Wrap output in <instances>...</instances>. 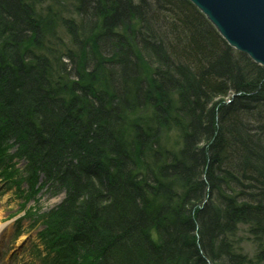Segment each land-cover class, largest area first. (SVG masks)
Returning a JSON list of instances; mask_svg holds the SVG:
<instances>
[{"label": "trees", "instance_id": "trees-1", "mask_svg": "<svg viewBox=\"0 0 264 264\" xmlns=\"http://www.w3.org/2000/svg\"><path fill=\"white\" fill-rule=\"evenodd\" d=\"M58 3L0 0V156L65 194L45 261L264 264V67L189 0Z\"/></svg>", "mask_w": 264, "mask_h": 264}, {"label": "rangeland", "instance_id": "rangeland-1", "mask_svg": "<svg viewBox=\"0 0 264 264\" xmlns=\"http://www.w3.org/2000/svg\"><path fill=\"white\" fill-rule=\"evenodd\" d=\"M58 1L59 11H69L74 4V0ZM2 146L7 148V151L0 156V264H50L45 261L47 255L49 256L46 250L48 245L40 237L45 228L37 217L61 204L65 194L54 195L53 190L46 186L36 198L29 199L27 194L29 186L22 180L27 161L15 157L16 148L12 141ZM10 157H13L12 160ZM7 167H11L9 172L13 173L12 177H6ZM42 181L40 180V184ZM245 230L246 227H240L239 237L243 238L241 247L244 254L253 258L256 247L252 240H246L249 236L245 234ZM75 261L81 263L79 259Z\"/></svg>", "mask_w": 264, "mask_h": 264}, {"label": "water", "instance_id": "water-1", "mask_svg": "<svg viewBox=\"0 0 264 264\" xmlns=\"http://www.w3.org/2000/svg\"><path fill=\"white\" fill-rule=\"evenodd\" d=\"M240 52L264 67V0H189Z\"/></svg>", "mask_w": 264, "mask_h": 264}, {"label": "bare ground", "instance_id": "bare-ground-1", "mask_svg": "<svg viewBox=\"0 0 264 264\" xmlns=\"http://www.w3.org/2000/svg\"><path fill=\"white\" fill-rule=\"evenodd\" d=\"M191 2V1H190ZM192 3V2H191ZM193 4V3H192ZM200 10V9H199ZM201 11V10H200ZM201 13H203L202 11H201ZM204 14V13H203ZM205 15V14H204ZM206 16V15H205ZM207 17V16H206ZM208 20H209V22L212 24V26L216 29V31L220 34V36L226 41V43L232 48V49H234V50H236L237 52H239V53H242V54H245L246 56H248L249 58H250V56L248 55V54H246V53H243V52H240L239 50H237V48L235 47V46H233L232 44H230L225 38H224V36L220 33V31H219V29L217 28V26L209 19V18H207ZM251 59V58H250ZM252 60V59H251ZM253 61V60H252ZM261 66V65H260ZM22 239H23V237H22Z\"/></svg>", "mask_w": 264, "mask_h": 264}]
</instances>
